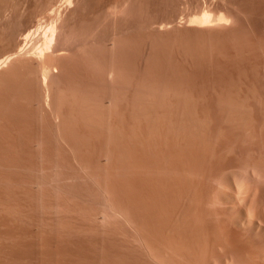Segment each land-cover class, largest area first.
Masks as SVG:
<instances>
[{
	"label": "rangeland",
	"instance_id": "374dc122",
	"mask_svg": "<svg viewBox=\"0 0 264 264\" xmlns=\"http://www.w3.org/2000/svg\"><path fill=\"white\" fill-rule=\"evenodd\" d=\"M131 1L125 22L115 25L112 17H105L93 25L90 46L70 60L69 64L66 63L69 66L65 77L71 73V79L63 80L69 86L67 88L65 85L64 90L71 87L68 91L72 90V93L74 90L77 93V88L72 89L73 85L81 86V89L87 86V90L94 85L91 88L94 89L89 90L94 91L95 97L99 99L113 90L118 95V102L111 110L114 116L107 118L112 122L108 120L110 125H114V130H111L113 126L108 122L105 126L107 118L104 119V126L97 122L99 117L102 119L107 116L102 112L109 111L107 108H103L104 111L98 108L97 114L102 109L100 116L93 115L98 117L95 119L98 125H95V120L94 124H89L92 118L88 121L85 115L86 118L80 116L84 118L81 122L80 119L78 123L72 122L73 127L80 124L79 129L76 127L75 130L84 134L80 138L73 131L76 138L79 135V139L74 138L79 146H75L78 154L76 150L73 153L77 158L64 143H61L63 149V145L59 147L57 140L52 139L56 136L51 132L52 137L45 139L49 141L48 148L39 147L36 137H31L33 139L28 148V165L25 169L0 166V264H152L136 246L138 236L143 235L144 231L124 224L118 216L103 220L104 212H109V204L100 191L103 184L108 185L122 204L126 200H134L132 203H135L136 200L131 197L136 195L143 202L146 219L154 223L160 215L156 210L148 209L145 202L152 197L151 190L145 186L138 190L136 188L142 184L137 174L146 164L157 165L155 155L158 151L173 152V155L176 152L177 155V152L185 150L193 154L188 157L166 156L163 168L173 183H190L197 190L203 187L210 198L217 197L216 192L221 183L222 186L226 185L224 189L231 194L235 188L227 185V182L236 175L250 176L253 170L259 172L261 179H251V184L264 188V0ZM225 2L235 5L234 9H229L233 7ZM197 3L198 6L203 3V7H209L212 14H226L229 10L234 17L213 31L207 30L202 35L205 32L202 30V36L197 34L202 31L195 36L196 28L185 23L188 17L195 14ZM168 22L172 23L167 25ZM173 22L180 24L175 27ZM161 23L166 25L163 30L168 27L164 32L161 30L162 33L157 30ZM184 26H188V30ZM186 30L194 31V34ZM114 31L120 34L121 45L115 52H110V39ZM71 63L73 68L75 65L74 69ZM114 63L119 65L116 67L120 74L112 85L104 79L102 69ZM73 74L78 81L73 78ZM81 89H78V95L83 91ZM84 91L82 93L85 95ZM88 91L85 97L80 93V99L88 100L86 98H90L92 93ZM65 92L66 95L71 93ZM95 100L98 99H94V103ZM90 102L93 100L85 101L87 104ZM94 103H91L94 109L89 104L86 107L94 111L97 108ZM133 105L135 109L137 107L136 114ZM119 106L122 111L125 109L124 112ZM145 112L148 116L153 115L154 119L158 117V120H151L150 116L144 118ZM85 119H88L85 122L88 125L84 124ZM176 120L185 124L183 135L187 133V144L180 142L184 137L181 135L183 129L181 124L178 123L180 128L175 125ZM47 123L31 122L30 131H35L38 136L43 134L49 137L51 129L50 123ZM101 125L102 128L99 127ZM108 127L109 131H106ZM179 129L182 130L181 134L177 132ZM111 133L117 135L119 140L113 138ZM4 136L0 137H3V144L9 141L14 144V150L0 147V159L17 160L22 149L15 139L16 135L8 139ZM46 149H51V154ZM104 149L110 152L115 150L111 166L117 165V169L120 167L118 170L103 161L100 153ZM67 154L74 156L71 161L72 165L75 164L71 166L73 169L69 168L71 164L67 166L69 159H72L66 157ZM78 157H82L85 168L80 165L81 159ZM90 157L96 163H92ZM119 157L120 162L116 159ZM57 163L61 167H57L60 166ZM87 165L92 169H89L90 172ZM122 167L124 170L121 172ZM76 173L83 176L94 174L97 184L88 179L81 181L70 178ZM59 175L64 176L57 180ZM222 207L220 203L215 205L219 217ZM205 211L218 219L208 207ZM222 263V260L213 261L210 258L206 262ZM242 264L252 263L244 261Z\"/></svg>",
	"mask_w": 264,
	"mask_h": 264
},
{
	"label": "bare ground",
	"instance_id": "6f19581e",
	"mask_svg": "<svg viewBox=\"0 0 264 264\" xmlns=\"http://www.w3.org/2000/svg\"><path fill=\"white\" fill-rule=\"evenodd\" d=\"M130 1L131 0H0V137L6 135L7 137H4L8 139V137H15L16 135L15 139L17 138L18 145L22 149L17 160L0 159V166L25 169L28 165V148L31 139L36 137V140L39 141L37 143L39 147L42 146L48 148L49 141L45 139L51 138L52 133H54L53 136H56L52 137V139L55 138L57 140L59 147L63 145H61V143H64L66 148L69 147L71 151L76 150V154H78L76 147L79 148V146H77L78 142L76 139H79V135L80 138L84 137V134H79V132L75 130L76 127V129H79L78 127L80 124L73 127L74 124H72V122H81L82 118H80V116H86L89 120L85 119L84 124L88 125V123L85 122L87 120L90 121V118H92L89 122L90 124L97 119L100 116L99 112H102L101 110L103 108H107L109 111H104L103 109L104 113L102 112L101 114L107 116L105 117L103 115L104 117L102 119L99 117V120L97 119L99 124L103 125L105 118H111L114 116V112L111 110H114L117 105L118 95L114 93L113 90L111 91L112 93L110 92L99 99L97 96L95 97L96 94L93 93L94 91H91V93L89 90L94 85L90 87L91 85L89 84V91L87 90V86H85V91V87L81 89V86H78L81 90L86 92L85 95L88 91L89 94L91 93V95H89L90 98L94 96L91 98L93 102H90V104L94 103V99H98L97 101L95 100L94 105H96L97 108H95L94 111L91 110L94 109L92 104L90 105L88 103L90 107H93L90 109L89 106L86 107L88 104L85 103V101L92 100L87 97L88 95L86 96V99L88 100H85V98V101L80 99V93L83 94L84 97L85 95L81 90L79 95L77 94L79 88L75 87V85H73L74 83L72 84L69 82L74 86L72 89L77 88V93H74L75 90L72 93L71 90V94L68 91L71 87L64 90L66 89L65 85H67V88L69 87L68 83L66 84L65 82L64 84V78L69 79L71 76L70 73V75L67 74L69 77H65L67 71L66 68L69 66L66 65V63L70 60L72 61L78 54L88 49L91 43L93 25L96 22L101 21L102 18L105 19V17H112L115 25L116 23L118 24V22H125L129 16L128 9L130 7ZM133 1L136 3L138 2V0ZM199 1L203 2V0H198V2ZM198 4L199 3H197V6L195 5V8H197L195 9L196 12L194 11L195 14L198 13L196 15L193 14L194 16L191 15L190 18L188 17V20H185L186 23H182V25L185 23V25L187 24L189 27L194 26V28H196L197 31L195 29V32L192 31L195 33L194 34L187 31L188 26H184L187 28L186 31L192 33V35H201L203 33L202 30L205 31L202 34L204 35L207 30L213 31L214 29L229 23L231 21L230 18L234 17L229 10L226 14L219 13L216 15L212 14V11L210 13L211 9L208 10L209 7H203V3H201L203 4L202 6H200L201 4L198 6ZM225 4L229 3L225 2ZM229 5L233 7L229 9H234L235 5ZM182 21H184V19ZM169 23L172 22L166 24L169 25ZM178 23L179 22L174 24L175 27ZM161 25H159L160 27H158L157 30L161 31L164 26L166 27V25L162 23ZM182 25L179 27H183ZM166 29H164L163 32L166 31ZM189 29L192 30V28ZM200 31L202 32L197 33ZM119 35L120 34L117 35V33H115L111 36V49L109 47L111 50L110 52L120 48L121 41ZM200 35L199 37L202 36ZM86 53L89 54L88 52ZM115 64L117 63H114V65L112 64L109 68L104 67L102 69L104 79L112 85L116 83L120 74L117 69L119 65ZM71 67L74 69L75 65L74 68L73 64ZM73 72L75 73V70ZM75 74H73L74 79H76ZM74 79L72 80L74 81ZM80 79L81 78H79V80ZM82 83L80 85H83ZM64 91L70 93V96L66 95V92L64 93ZM68 98H70L69 101ZM129 106L130 104L128 107ZM128 107H126V109H130ZM132 107L135 109L134 105ZM98 108H102L98 112L99 116L97 114V111L99 110ZM119 109H121L120 106ZM124 110L122 111L121 109L122 112H124ZM135 110L136 114V112H138L137 107ZM141 114L143 115V112ZM146 114L147 113L145 112L144 118H149L150 114L149 116ZM93 115L98 117H94ZM152 116H150L151 118L149 119H154ZM156 119L158 120V117ZM82 120H84V118ZM106 120L105 126L107 127L106 124L109 119L107 118ZM151 120L150 122H152ZM178 121L179 120H176V126L181 124ZM31 122L35 124H49L51 129V131L48 129L50 131V135L48 134L49 137H45L47 135L43 134L38 136L35 131L31 132ZM94 122L95 125H98L96 120ZM181 122L184 123L185 121ZM102 125L99 127L102 128ZM184 125L185 124H181L182 129L184 128ZM112 126L113 129L111 130H114V125ZM152 126H150L151 130L153 129ZM109 127L108 129L105 128V130L109 131ZM178 127L180 128V125ZM89 128L93 129L91 126ZM73 131L79 134L77 138L75 136L76 133ZM178 131L180 133L182 130L179 129L177 132ZM31 133L33 136H31ZM184 133L185 129H183L181 135ZM180 134L177 133V135ZM114 136L112 135L113 138H116L117 135ZM112 137H110V139H113ZM186 137L187 133L180 142L187 144ZM2 138H0V140ZM6 138L3 139L4 142ZM116 139L117 141L119 140L118 138ZM120 139L122 138L120 137ZM56 140H53L54 143ZM121 141L119 144H121ZM51 142L52 140L50 143ZM44 144H47V146ZM55 145H53V148ZM0 147H4L6 150H14V144H11L9 141L8 143L3 144L1 140ZM55 148H57V145ZM63 148L64 145L62 149ZM46 150L48 152L52 151L51 149ZM121 151L123 153V150ZM111 152L110 150L104 149L101 150L100 153L103 161L105 160L106 163H110V166L113 163L112 160L115 156L113 153L115 150L114 152ZM73 153H75V151L72 152V155H74ZM175 153L174 155H176ZM190 154L189 151L182 150L177 152L176 156L188 157ZM172 155L173 152L164 153L158 151L155 155V157H157V165L149 166L143 161V163L146 164L145 168L139 172L140 175L139 173L137 174V178L138 180H142V184L136 189L138 190L139 187L145 186L147 189L151 190L152 197L146 199L145 202L148 209L156 210L159 213L160 218L154 223L149 222L145 217L144 205L140 198L138 199L136 198V195H134L135 198L134 196L131 198L136 200L135 203H132L134 200H132V202H127L128 200H126V202H123L122 204L120 203L121 201H117L113 191L108 185L103 184L102 186L100 185L102 187L100 193H102V197L105 198L104 200L108 202L107 205L109 204V212H104L103 220L106 221L108 217L113 215L118 216L124 224H129L138 230L144 231L143 235L138 236V243L136 246L144 256L152 261V264H206L207 258H210L213 261L222 260V264H242L244 261H251L252 264H264V188L259 185V187L254 186L250 182L251 179H261L259 172L253 170V173L250 176L238 177V175H236L233 180L228 181L227 185L233 186V189L235 188V191L231 194L227 193L224 189L226 185L222 186V183L219 184L216 192L217 197L213 199L208 196L207 191L203 187L197 190V188L190 183L172 182L171 176L163 168L165 157ZM74 156L66 155V157L71 158ZM75 157L77 158V156ZM123 158L124 157H122V159ZM82 159H84V157ZM82 159L81 161L79 160L81 162L80 165H83L85 168ZM90 159L91 161L93 160L91 157ZM116 159L119 160L120 157ZM69 161H73V158L71 160L69 159ZM91 161L89 160V162ZM120 161L121 160H119V162ZM70 162H67V166L71 164L69 168L75 165H72V162ZM93 162L96 163L94 160L92 163ZM114 163H116V160ZM110 166L107 167L111 170L113 167L117 169V165L113 167L111 166L112 168H110ZM57 167H61V165H57ZM91 167L93 168V166ZM89 169L92 170L88 167L87 170ZM123 170L122 167L121 172ZM89 172L86 174H89ZM63 176L64 175H61L60 177L59 175L60 178L57 177V180L63 178ZM70 178L81 181L83 179H88L90 180L89 182L97 184L96 177L92 173L86 176L76 173ZM6 179L8 181L10 180V178ZM136 183L134 185H137ZM216 203H220L223 206L222 209L219 210L220 217L216 211L218 209L215 208ZM206 207H208L218 219H215L209 213H206ZM131 226H129V228ZM255 249H257V251H254Z\"/></svg>",
	"mask_w": 264,
	"mask_h": 264
}]
</instances>
